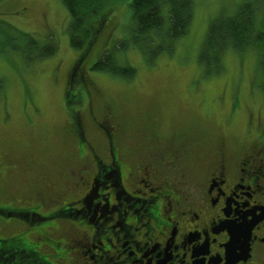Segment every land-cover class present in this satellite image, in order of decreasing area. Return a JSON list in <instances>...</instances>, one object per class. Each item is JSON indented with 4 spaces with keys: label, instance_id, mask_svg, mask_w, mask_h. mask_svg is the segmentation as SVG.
<instances>
[{
    "label": "flooded vegetation",
    "instance_id": "af4514ba",
    "mask_svg": "<svg viewBox=\"0 0 264 264\" xmlns=\"http://www.w3.org/2000/svg\"><path fill=\"white\" fill-rule=\"evenodd\" d=\"M85 58L63 73L57 158L11 166L32 180L0 206V264H264L256 128L203 153L180 132L138 128L97 99Z\"/></svg>",
    "mask_w": 264,
    "mask_h": 264
},
{
    "label": "rangeland",
    "instance_id": "374dc122",
    "mask_svg": "<svg viewBox=\"0 0 264 264\" xmlns=\"http://www.w3.org/2000/svg\"><path fill=\"white\" fill-rule=\"evenodd\" d=\"M245 2L193 0L192 19L184 35L174 41L155 38L147 44L131 38L129 0H111L101 39L92 46L88 60L93 61L102 48L108 49L112 66L131 67L133 75L89 69L97 99L114 116L125 117L138 128L185 133L201 152L212 151L221 141L234 142L254 128L258 142L264 143V68L257 51L224 50L215 59L213 48H208L206 60L200 58L212 20L219 14H233ZM161 11L166 28L165 2ZM68 22L62 0H0V168H7L2 181L6 184L0 185L1 207L14 205L7 193L25 189L32 180L28 173L13 168L17 156L37 153L43 165L50 164L49 155L58 156L56 128L64 120L59 104L63 73L81 52L70 44ZM49 38L54 52L40 57L36 52L50 47ZM251 135L248 143L254 138ZM44 208L45 213L50 211ZM10 217L8 221L16 220Z\"/></svg>",
    "mask_w": 264,
    "mask_h": 264
},
{
    "label": "trees",
    "instance_id": "16d2710c",
    "mask_svg": "<svg viewBox=\"0 0 264 264\" xmlns=\"http://www.w3.org/2000/svg\"><path fill=\"white\" fill-rule=\"evenodd\" d=\"M62 1L69 12L70 44L74 48H81L79 56L74 59L85 55V62L92 63L91 69L110 70L114 73L119 72L132 76L133 69L131 67L117 69L112 66L111 50L102 48L93 61L88 60L92 46L101 39L111 0ZM164 2L167 4L168 22L166 28L162 27L163 18L161 16ZM129 8L132 18L131 38L135 40L141 38V41L151 44L155 38L159 39L160 37L174 41L188 31L192 19L193 0H129ZM49 40L50 47L44 51L36 52L39 53V56L41 55L40 57L54 52L53 40L50 38ZM118 46L125 45L119 44ZM208 48H213L215 59L224 50L232 49L243 52L251 49L257 51L264 68V0H248L241 4L233 14H219L213 19L201 45L200 58L204 57ZM214 68L216 71V64ZM183 134L186 136L185 133Z\"/></svg>",
    "mask_w": 264,
    "mask_h": 264
}]
</instances>
